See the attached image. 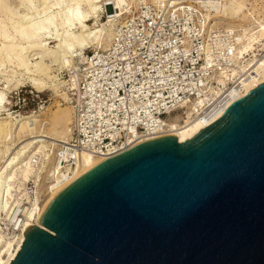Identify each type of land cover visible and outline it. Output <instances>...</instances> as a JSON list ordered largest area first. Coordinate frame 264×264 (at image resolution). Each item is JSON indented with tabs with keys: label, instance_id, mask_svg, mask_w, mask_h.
<instances>
[{
	"label": "water",
	"instance_id": "1",
	"mask_svg": "<svg viewBox=\"0 0 264 264\" xmlns=\"http://www.w3.org/2000/svg\"><path fill=\"white\" fill-rule=\"evenodd\" d=\"M8 264H264V80L54 191Z\"/></svg>",
	"mask_w": 264,
	"mask_h": 264
},
{
	"label": "bare ground",
	"instance_id": "2",
	"mask_svg": "<svg viewBox=\"0 0 264 264\" xmlns=\"http://www.w3.org/2000/svg\"><path fill=\"white\" fill-rule=\"evenodd\" d=\"M34 1L35 0H16V1L0 0V37H2L3 40L7 41L2 46H0V59L2 55L3 56L15 55L16 57H18V63H16L17 67L23 70L24 72H26L27 74H29L28 79L30 80L32 87L37 89L50 88L54 90V92H57L58 83L55 80V75H51V73L49 72L51 68L49 69L48 65H45V62L43 63V59L48 56H53L51 58H53V61L56 62L58 61L59 58V57L57 58V56L62 55L61 58H59L60 64L62 66H69L70 59L71 58L75 59V57H77L78 59L75 63V67L71 68L70 70L66 69L69 76V78L66 79L67 80L66 87L69 98H70V92L68 90L76 85L75 75H78V70L81 69L83 66L85 68L94 66L93 59H90L89 56L86 55L85 52L86 48L92 47V49L94 50L97 49L96 51H93L95 52L96 55H103L105 52L108 51L109 54L110 52H113V54L116 55V53L114 52L120 50V43L117 42L116 43L117 45L114 47L113 44L117 41L115 40L114 36L116 34L119 21L122 20L120 23L123 24L125 22V20L123 21V19L125 17L128 18L131 16V18L129 19V21H131L129 28H130V34H134L135 31H138V27H137V20L136 18H134L133 15L134 14L133 10L136 11L135 13L139 11V12H143V14L146 15L152 12V11H148L147 9L138 10L140 9L139 3L141 4L142 2L145 4V2L140 0L136 1L137 2L136 5L133 4L131 5V7H133V10L129 11L127 15L123 16L122 18L117 19L118 21L115 23V29L110 39L108 47H106L105 49H98V48H102L103 44L109 38L108 37L109 32L111 31L110 23L111 21H113L112 17L114 16L111 13L110 15H108L107 22L100 24L97 19L100 11L98 6L96 5L97 0H74L75 3L73 5L67 3L66 0H37L40 3H42L41 9L36 7V5L33 3ZM205 1L208 4L210 1L213 2V0L210 1L205 0ZM216 1H218V4L216 7H214L213 10L206 9L204 12L200 13L201 19L199 20V22L197 20L199 16L195 14L196 19L193 21L191 20L192 25H189L188 21L187 22L184 21L180 24L178 30H181L183 34L180 40L182 43V51H184L185 53L189 52L193 48L191 43V37L193 35L196 36L200 33V27L202 30H204L205 27L219 28L220 26L224 27L225 30H229V31L232 30L233 32L236 30L235 33L233 32L228 33L227 37L231 41H228L226 45V51H221L217 53V56L220 58L213 56L211 59L214 61V64L217 66L216 68L217 71H219L220 74L219 76L225 75L227 77H232L235 75L234 82L236 83L228 86L225 89V91H227V93L229 94V97H227L226 100L227 102L229 99L234 98L235 96H240L248 92L253 86L264 80V52L261 53L260 55H257V52H259V50L261 49L264 50V47L262 46L261 43L263 39L260 40L259 43L255 42L254 48L252 49L253 42L256 39L258 40L259 38L264 37V23L260 24V27L258 28L257 31L250 33L249 37H247L249 38L247 39L249 41H247L246 44L240 45L238 37L241 38L240 35H242L243 33L242 26L244 25L240 24L238 26H234V25L227 26V24H225L224 22L214 19L213 15L215 12L221 10L223 7L224 11H222V15L230 14L232 15L231 17H236V12L241 8L239 5L242 2L239 3L238 5H236V3L233 4L230 2V6H228V9L226 8L225 10L224 3L226 2V0H216ZM148 2L149 1L146 0V3ZM81 3L85 4V10L83 11L79 7ZM166 3L164 5H166ZM184 3H185L184 5H181V2L173 1L172 3L171 1L168 0L167 6L170 5L172 9H177L185 6L191 7V2H184ZM26 4L30 6L31 11L28 10L25 13H23L24 11L23 12L21 11L20 13V9H22L20 6L25 7ZM107 5L110 6L112 12L116 16H118L121 13H123L122 11L124 7L127 5V2L126 0H110ZM18 7H20V9ZM51 8H55V9L58 8L59 11H57L55 14L47 15L40 20H36L35 17L36 14L42 12L45 14L46 11H48ZM160 8L163 9L165 7L162 6ZM253 8L254 5L250 4L249 7H247V13L251 18L250 21L254 23L253 27H256L255 20L259 17H262L263 14L262 15L256 14V16L253 17L252 16ZM229 11L232 13H229ZM110 12L111 11H109L108 13ZM54 16L58 17L56 21H54ZM90 16H92L94 19V22L92 24L87 23L90 20ZM105 25H107L109 28L108 33L106 34L107 35L106 38L104 37V34L106 33V31H104ZM51 26L54 28V31H52ZM76 26H77V30H76ZM97 27L98 28L101 27L102 32L100 33V37L98 38L97 42H95L92 45L88 40V36ZM161 27H162L161 24L158 22L154 24V28L156 30H159ZM172 28L174 29V27ZM59 29H61V31H59ZM142 29L145 30L144 27ZM146 32H148V30H146ZM116 36H118V34H116ZM119 36H121L120 33ZM49 38L55 39L57 41L56 49L54 48V50L52 49V51H48L47 49L43 48L44 41ZM174 38L176 40L178 38L176 33L168 32L169 41H165V44L167 45L168 42L169 44L172 43ZM18 41L28 42L31 47L30 49L35 50L36 51L35 55L39 56L40 59L33 62L30 65L28 59L25 58L27 57L26 56L27 54L25 55V57L22 54L23 47L18 48L17 46ZM177 48H178L177 43L174 44L172 43L169 45L170 50H174ZM207 48H208V42L204 40L203 42L200 43V45L197 48H195L196 56H200L201 53H205ZM249 51L250 54L253 56V60L251 59L248 62L247 60L250 59V54L248 53ZM153 53L154 52H152V55H154ZM230 61H232L233 63H231ZM202 64H203L202 67L205 68L207 65H211L212 62H210V60H205V62ZM98 67H103V65L96 66V68ZM240 70H242V73H240ZM217 78H219L223 84L225 83L226 79H228L226 77L223 78L217 77ZM14 84L17 85V80L14 81L10 79L7 80L5 87L0 88V112L3 111L8 115V117H0V119L1 120L12 119L14 121V124L16 123L17 125L22 123L37 121L36 115L20 116L19 118L10 116L11 113L8 111V108L6 107V102H7L6 91L10 89L11 86L15 87ZM220 90H221L220 87L215 88L216 93L219 92ZM69 103L72 105L70 100ZM43 106H45V104ZM43 106H40L39 108H42ZM222 108L223 106L214 110L213 112L208 113L206 116H192L193 114L191 113L190 107L186 106L183 110V114L180 112H176L170 114L166 118H162L160 124L157 126L160 127V131L162 132L152 134L150 137H154L161 134H171L174 135L178 140H185L186 138L192 136L208 121L219 115L222 112ZM62 110L61 112H63ZM73 112H74V106H73ZM59 113H57V115L51 114L54 115L52 116L53 117L52 120L54 121V123H58V121H60V116L58 115ZM65 116H67V114ZM52 117H50V119ZM63 121L66 122L65 120ZM72 122H73V116H72ZM4 124H6L7 126L8 123L6 122L3 123V125ZM67 131H69V137L67 139L65 140L57 139L59 141V144L56 145L54 149L55 164L52 168V171H50L48 174L49 177L48 183L51 185L47 187L46 196L39 201L36 202L34 201L37 198L39 199L41 198V192L39 190L41 181L40 178L38 177H34V176L31 177L32 182L36 186V190L34 191V194L28 193L26 187V182L28 180H31V178L24 183L23 186L24 191L20 196L19 194L15 193L16 191L15 192L12 191L14 192V194L11 195L10 194L11 192H9L8 190L11 189L12 187L11 185L15 183L17 180L19 179L25 180L28 178L29 175L33 173L31 167L32 166L31 158L33 157V155L35 156V154H42L45 147L43 143L44 140L43 138H41V134L32 136L31 138H29V140H27L24 143L20 142L22 144L12 152L11 156H9L6 160H4L5 161L4 165L0 168V264H8L11 261V259L15 256L16 252L18 251V249L20 248L23 242L24 231L26 229V226L30 224H37L42 226V224L37 221V217L44 201L64 183L74 178L81 172L86 171L97 162L106 158L107 154L105 153L99 154L90 150L82 149L81 151L75 152L76 158L73 164L61 165L60 162H57V147L61 144L62 141L65 142L69 140L70 137L72 136V123L70 124V128ZM150 137L139 136L135 138L136 140L132 141V143H130L129 145H132L138 141ZM133 139L134 138H130L128 139V141ZM2 152L6 153L7 152L6 148L2 150ZM43 155L47 157L48 154L44 153ZM33 162H35V158H33ZM41 166H44V164ZM43 169L41 167L40 170ZM29 198L34 202L28 204L27 201ZM4 200H7L8 203L11 204L9 208L7 206L8 203H6V201ZM2 223H5V225L12 223V225H15L17 230L10 231L9 228L7 230H4L2 229L3 228Z\"/></svg>",
	"mask_w": 264,
	"mask_h": 264
},
{
	"label": "built area",
	"instance_id": "3",
	"mask_svg": "<svg viewBox=\"0 0 264 264\" xmlns=\"http://www.w3.org/2000/svg\"><path fill=\"white\" fill-rule=\"evenodd\" d=\"M169 1L181 2V5L191 2V7L172 9L170 5H164L165 8L161 9L151 2L146 5L141 2L138 10L152 12L146 15L133 10L138 27L134 34H130L129 28L131 16L125 17L123 24L120 23L122 20L119 21L118 36H114L117 41L113 44L114 47L117 42L120 43V50L114 52L116 55L113 52L109 54V51L103 55H96L93 51L86 53L93 59L94 66L79 69L78 75H75L76 85L68 90L69 100L74 106L72 136L57 147V162L61 165L73 164L75 152L82 149L110 156L139 136L150 137L160 133L162 131L157 126L161 119L176 112L183 114L186 106L190 107L192 116H206L221 106L223 110L238 97L226 102L229 94L225 89L236 83L235 75L219 76L217 66L211 60L213 56L218 57L217 53L226 51V45L231 41L227 35L232 30H225L222 26L202 30L199 26L200 33L191 37L193 48L187 53L182 51L180 24L188 21L192 25L195 14L199 16V22L200 13L206 9L213 10L218 1L209 0V4L205 0ZM157 22L162 26L159 30L154 28ZM168 32H175L178 36L172 41L177 43V49L170 50L172 43L165 44L169 41ZM204 40L208 42V48L205 53L196 56L195 48ZM263 52L261 49L257 55ZM205 60H210L212 64L203 68ZM99 65L103 67L96 68ZM217 77L228 79L223 84ZM218 87L221 90L216 93L215 88ZM16 91L20 96V89ZM33 94L39 98L37 107L43 106L46 98L40 97L39 93ZM130 138L134 139L128 141ZM2 225L4 230H17L12 223Z\"/></svg>",
	"mask_w": 264,
	"mask_h": 264
},
{
	"label": "rangeland",
	"instance_id": "4",
	"mask_svg": "<svg viewBox=\"0 0 264 264\" xmlns=\"http://www.w3.org/2000/svg\"><path fill=\"white\" fill-rule=\"evenodd\" d=\"M66 1L67 3L72 4V5L75 3L74 0L73 1L66 0ZM109 1L110 0H97L96 1V5L98 6L100 10L98 18H97L100 24L106 23L108 20V15H110L111 13L114 16L112 17L113 21H111L110 23L111 31L109 32V36H108L109 38L107 39V41L105 40L106 42L103 44L102 48H98V49H105L106 47H108L110 39L115 29V23L118 21L117 19L122 18L123 16L127 15L129 11L133 10V7H131V5L132 4L136 5L137 4L136 1L138 0H126L127 5L123 9L122 11L123 13H121L118 16H116L112 12L111 7L107 5ZM140 1H143L146 3V0H140ZM147 1L153 3L154 6L159 7V8L164 6L166 2H167L166 5L168 4V0H147ZM230 2L233 4L236 3V5L242 2L239 5L241 8L236 12V17H231L232 15L230 14L222 15V11H224V8L222 7L221 10L214 13L213 18L220 20L221 22H224L225 24H227V26H233V25L238 26L240 24H243L244 25L242 26L243 33L242 35H240L241 38L238 37V39H239L240 45L246 44V42L249 41L247 40L249 39L247 37H249L250 33L257 31L258 28L260 27V24L264 23V0H226V2L224 3L225 10L226 8L228 9V6H230ZM33 3L39 9L42 8V3H40L39 1L35 0ZM250 4L254 5L253 15H252L253 17H255L256 14L257 15L263 14L262 17H259L255 20L256 27H253L254 23L250 21L251 18L249 17L247 13V7H249ZM20 7L22 9H20ZM20 7H18L20 9V13L21 11L22 12L24 11L23 13H25L28 10L31 11L30 6L28 4H26L25 7L24 6H20ZM79 7L82 11L85 10L84 3H81ZM48 11H46L45 14L43 12L36 14L35 15L36 20H40L47 15L55 14L59 10L58 8L56 9L51 8ZM109 11L111 12L108 13ZM229 13H232V12L229 11ZM57 19L58 17L54 16V21H56ZM93 22H94V19L92 16H90V20L87 23L92 24ZM76 30H77V26H76ZM108 30H109L108 26L105 25L104 26V31H106V33L104 34L105 38L107 37L106 34L108 33ZM52 31H54L53 27H52ZM59 31H61V29H59ZM101 32H102V28L97 27L95 28V30H93L89 34L88 40L90 44L93 45L95 42H97L98 38L100 37ZM260 40H262L261 43H262V46L264 47V37H261L258 40L256 39L253 42L252 49L254 48V43L255 42L259 43ZM45 41H44L43 48L47 49L48 51H52V49L54 50V48L56 49L57 41L55 39L49 38ZM6 42L7 41L3 40V38L0 37V46H2ZM17 44H18L17 45L18 48L23 47L22 54L24 57L27 54L26 55L27 57L25 58L28 59V62L30 63V65L33 62L40 59L39 56L35 55L36 51L33 49L32 50L30 49L31 47L28 42L18 41ZM96 50L92 49V47H89V48H86L85 52L87 53V52L96 51ZM248 53L250 54V51ZM10 56L2 55L0 59V88L6 86L7 80H10V79L14 81L17 80V85H15L16 83L14 84L15 87L17 88H15L14 86H11L10 89H8L9 91L8 90L6 91L7 92L6 93L7 95L6 107L8 108V111L11 113L10 116L19 118L20 116L36 115L37 121L29 122V123H22V124L17 125L16 123L14 124V121L12 119H5V120L0 119V168L4 165V162H5L4 160H6L9 156H11L12 152L16 150L22 144L20 142L24 143L27 140H29V138H31L32 136L41 134V138H43L44 140L43 143L45 147H44L42 154H35L36 157L33 155V157L31 158V163H32L31 167H32L33 173L29 175L28 178L25 180L23 179L17 180L15 183L11 185L12 187L10 186L11 189L8 190L9 192H11L10 193L11 195L14 194V192L16 191L15 193L19 194L20 196L24 191L23 189L24 183L28 179H30L32 176L38 177L40 178V181H41L40 188H39L41 192V198L40 199L37 198L36 200H34L36 202V201L43 199L46 196L47 187L51 185L48 183V179H49L48 174L50 171H52V168L55 164L54 163V160H55V154H54L55 150L54 149L56 145L59 144V141L57 139L65 140L69 137V131L67 130H69L70 124L72 123L73 106L69 103V96H68L67 87H66L67 85L66 76L68 74L67 70H70L71 68L75 67V63L78 58L77 57H75V59L71 58L69 66H62L60 64L59 58H61L62 55L57 56V58L58 57L59 58H58V61L56 62L53 61V58H51L53 56H48L43 59V63L45 62V65H48L49 69L51 68L49 72L51 73V75H55V80L58 83V90L57 92H54V90L50 88L37 89V88L32 87L31 82L28 79L29 74H27L26 72H24L23 70L17 67L16 63H18V57H16L15 55H10ZM251 59L253 60V56L250 54V59H248L247 61L249 62ZM18 88L20 89V96H17V93H16L17 92L16 90H18ZM29 90H32L33 93H39L40 97L42 98H46L45 106H43L42 108H38L37 101L39 98L34 96L33 93H30ZM33 96H34V99H33ZM61 110L63 112H61ZM57 113H59L58 115L60 116V121H58V123H54V121L52 120L53 119L52 116L54 115H51V114L57 115ZM66 114L67 116H65ZM0 117H8V115L5 112L1 111ZM50 117L52 118L50 119ZM61 119L65 120L66 122H64ZM5 121L8 123L7 126L6 124L3 125V123H6ZM5 148L7 152L3 153L2 150H4ZM44 153L48 154L47 157L43 155ZM33 158H35V162H33ZM43 164L44 166H41ZM41 167L42 169L43 168L44 169L40 170ZM26 187H27L28 193L30 194H32L36 190V186H34V183L32 182V178L31 180H28L26 182ZM4 201L8 203L7 200H4ZM34 201H32L29 198L27 203L30 204L31 202H34ZM10 205H11L10 203L7 204L8 208L10 207Z\"/></svg>",
	"mask_w": 264,
	"mask_h": 264
}]
</instances>
